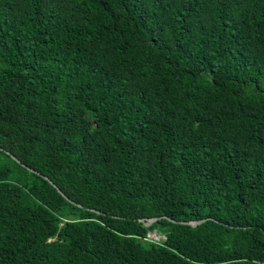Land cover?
<instances>
[{"label": "trees", "instance_id": "1", "mask_svg": "<svg viewBox=\"0 0 264 264\" xmlns=\"http://www.w3.org/2000/svg\"><path fill=\"white\" fill-rule=\"evenodd\" d=\"M0 264H264V0H0Z\"/></svg>", "mask_w": 264, "mask_h": 264}, {"label": "water", "instance_id": "2", "mask_svg": "<svg viewBox=\"0 0 264 264\" xmlns=\"http://www.w3.org/2000/svg\"><path fill=\"white\" fill-rule=\"evenodd\" d=\"M12 158L14 159V160H16L17 162H19L14 156H12ZM30 171H32L31 169H30ZM47 181H49L50 183H51V185H53L55 188H56V190L59 192V193H61L62 194V192L60 191V189L55 185V184H53L47 177H44ZM158 217H152V218H149L148 220H145V218H141V220H143L146 224H150L153 220H155V219H157ZM169 218V217H168ZM203 219H205V218H203ZM203 219H200V220H194V221H185V220H181V222H183V223H191V224H195V223H197V222H200L201 220H203Z\"/></svg>", "mask_w": 264, "mask_h": 264}, {"label": "built area", "instance_id": "3", "mask_svg": "<svg viewBox=\"0 0 264 264\" xmlns=\"http://www.w3.org/2000/svg\"><path fill=\"white\" fill-rule=\"evenodd\" d=\"M149 236L152 238H155V239H159L160 237H164V235H159V236L157 234L155 235V232H154L153 236H151V234H149Z\"/></svg>", "mask_w": 264, "mask_h": 264}, {"label": "rangeland", "instance_id": "4", "mask_svg": "<svg viewBox=\"0 0 264 264\" xmlns=\"http://www.w3.org/2000/svg\"><path fill=\"white\" fill-rule=\"evenodd\" d=\"M150 234H151V236H153V235H154V232H151ZM155 235H156V233H155ZM158 236H159V235H158Z\"/></svg>", "mask_w": 264, "mask_h": 264}]
</instances>
